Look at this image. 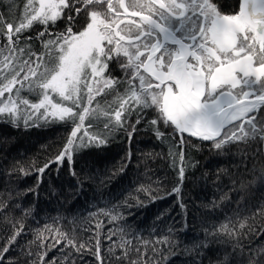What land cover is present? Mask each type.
<instances>
[{"label": "snow or ice", "instance_id": "1", "mask_svg": "<svg viewBox=\"0 0 264 264\" xmlns=\"http://www.w3.org/2000/svg\"><path fill=\"white\" fill-rule=\"evenodd\" d=\"M81 16L84 23L75 31L72 25ZM65 17L63 32L49 31ZM37 24L42 26L36 39L43 51L34 50L33 37L25 35ZM113 62L121 75L112 72ZM25 91L35 93L37 101ZM111 94L113 102L101 107L96 98ZM94 102L97 106L89 107ZM149 110L155 113L147 123L156 139L172 146L181 185L191 140L210 142L217 150L264 142V0H237L231 13H224L217 0H26L16 21L0 15V119L17 127L20 121L27 127L40 118L71 125L61 151L36 168L38 183L54 165L71 167L80 148L106 145L113 132L130 128L127 135L133 138ZM133 116L135 123L130 122ZM99 117L104 118L103 130H93L92 120ZM180 190L174 187L171 194ZM7 207L0 203V210ZM100 214L110 224L124 219L118 205ZM253 216L264 224V205ZM105 227L97 222L94 249L57 229L53 243L42 242L39 264H74L73 257L84 251H94L97 264H105L102 242L111 245L108 252L117 261L127 259L133 246L125 238L127 229L109 227L102 237ZM248 228L264 237V228ZM219 230L233 234L227 225ZM24 231L21 226L0 243V264L10 261L8 254ZM157 242L170 246L168 236ZM53 250L62 259L50 257ZM257 256L250 254V264H264V250Z\"/></svg>", "mask_w": 264, "mask_h": 264}, {"label": "trees", "instance_id": "2", "mask_svg": "<svg viewBox=\"0 0 264 264\" xmlns=\"http://www.w3.org/2000/svg\"><path fill=\"white\" fill-rule=\"evenodd\" d=\"M25 3L2 0L0 15L16 21ZM84 19L81 16L73 23L75 31L81 30ZM67 24L65 17L49 31L63 32ZM41 30L37 24L25 34L33 37L31 45L36 51H43L36 39ZM118 68L113 62L112 72L121 75ZM23 95L37 101L35 93ZM114 97L96 99L107 107ZM96 106L95 102L90 105ZM154 116L151 110L145 112V120L131 139L129 128L109 134L104 146L80 148L71 167L54 165L39 183L36 168L61 151L71 125L45 123L40 118L27 127L20 121L17 127L0 119V203L8 204L7 211L0 210V243H6L21 226L25 229L8 254L10 261L39 264L38 256L45 250L42 242L53 243L59 237L57 229L74 235L80 243L89 242L87 247L94 249L95 226L101 221L106 226L102 237L107 228L123 226L128 232L125 238L133 245L128 258L117 261L108 252L111 245L102 242L105 264H250V254L252 259L260 258L257 253L264 250V237L250 233L248 225L264 228L260 218L253 216L264 205L263 142L236 143L217 150L211 143L191 140L186 146V175L181 185L170 155L171 144L158 141L147 123ZM103 119L92 120L97 126L93 130H103ZM135 119L131 117L130 122ZM142 187L146 191H138ZM174 187H180V193L171 194ZM115 205L120 206L124 219L110 224L100 212ZM241 224L246 226L241 228ZM221 225H227L233 234L220 231ZM164 236L169 237L170 246L157 242ZM115 239L119 242V237ZM120 254L118 249L116 255ZM51 256L62 259L58 250ZM73 262L97 264L94 251L74 256Z\"/></svg>", "mask_w": 264, "mask_h": 264}, {"label": "flooded vegetation", "instance_id": "3", "mask_svg": "<svg viewBox=\"0 0 264 264\" xmlns=\"http://www.w3.org/2000/svg\"><path fill=\"white\" fill-rule=\"evenodd\" d=\"M114 3H115V0H114ZM125 3L127 4L128 0H125ZM217 3L220 5L221 10L224 13H231L236 8L237 0H217ZM105 8H106V5H105ZM121 19L128 20V19H131V18L122 16ZM136 19H138V18H136Z\"/></svg>", "mask_w": 264, "mask_h": 264}, {"label": "water", "instance_id": "4", "mask_svg": "<svg viewBox=\"0 0 264 264\" xmlns=\"http://www.w3.org/2000/svg\"><path fill=\"white\" fill-rule=\"evenodd\" d=\"M194 141H197V142H200V143H210V142H201V141L195 140V139H194ZM262 150H263V156H264V142H263Z\"/></svg>", "mask_w": 264, "mask_h": 264}, {"label": "rangeland", "instance_id": "5", "mask_svg": "<svg viewBox=\"0 0 264 264\" xmlns=\"http://www.w3.org/2000/svg\"><path fill=\"white\" fill-rule=\"evenodd\" d=\"M119 67V66H118ZM119 69V68H118ZM25 92H27V91H25ZM27 95V94H26ZM90 107V106H89Z\"/></svg>", "mask_w": 264, "mask_h": 264}]
</instances>
